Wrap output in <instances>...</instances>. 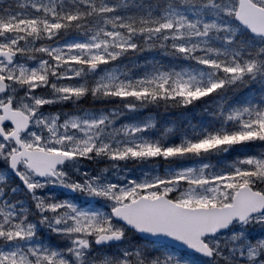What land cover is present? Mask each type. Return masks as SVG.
I'll return each mask as SVG.
<instances>
[{
	"label": "snow or ice",
	"instance_id": "1",
	"mask_svg": "<svg viewBox=\"0 0 264 264\" xmlns=\"http://www.w3.org/2000/svg\"><path fill=\"white\" fill-rule=\"evenodd\" d=\"M0 264H264V0H0Z\"/></svg>",
	"mask_w": 264,
	"mask_h": 264
}]
</instances>
